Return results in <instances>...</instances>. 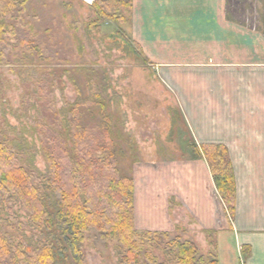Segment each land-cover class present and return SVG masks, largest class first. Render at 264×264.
Here are the masks:
<instances>
[{
  "label": "trees",
  "instance_id": "trees-1",
  "mask_svg": "<svg viewBox=\"0 0 264 264\" xmlns=\"http://www.w3.org/2000/svg\"><path fill=\"white\" fill-rule=\"evenodd\" d=\"M26 2L0 0V65H11V51L38 48L21 30ZM93 6L97 17L89 26L99 27L102 19L125 22L116 0H94ZM51 75L30 92L35 101L28 125L18 131L0 121V264H88L83 242L90 230L102 241H117L119 264H218L215 255L204 258L193 241L178 234L135 227L133 178L120 166L121 129L112 104L89 80L85 96L77 87L76 99L63 100L57 110L52 97L63 86L62 74ZM189 150L207 162L231 227L235 179L227 148L190 139ZM38 154L45 159L43 170L35 164ZM28 229L36 231L29 237ZM155 250L164 252L162 263ZM241 253L247 256L249 247Z\"/></svg>",
  "mask_w": 264,
  "mask_h": 264
},
{
  "label": "crops",
  "instance_id": "crops-1",
  "mask_svg": "<svg viewBox=\"0 0 264 264\" xmlns=\"http://www.w3.org/2000/svg\"><path fill=\"white\" fill-rule=\"evenodd\" d=\"M229 7L225 0H132L129 28L193 142L227 148L231 227L207 162L190 151L134 165L133 218L140 230L181 227L196 244L213 235L218 264H231L225 250H236L240 264H264V34L231 17Z\"/></svg>",
  "mask_w": 264,
  "mask_h": 264
},
{
  "label": "rangeland",
  "instance_id": "rangeland-1",
  "mask_svg": "<svg viewBox=\"0 0 264 264\" xmlns=\"http://www.w3.org/2000/svg\"><path fill=\"white\" fill-rule=\"evenodd\" d=\"M116 1L125 22L102 19L96 28L89 26L97 17L94 0H27L21 30L34 38L38 48L11 51V65H0L3 91L0 121H6L17 130L22 124L28 125L27 116H34L30 107L35 101L30 92L43 86L45 80L51 81L54 72L62 74L63 80L62 88L55 89L52 97L57 110L63 100L76 99L77 87L85 96V86L90 80L105 102L112 104V116L121 129L120 166L124 173L132 176L137 162L188 156L191 138L173 94L131 36L132 0L128 7L127 0ZM225 1L230 3L227 13L231 17L264 34V0ZM35 164L42 170L45 168L41 154L37 155ZM20 212L22 220L27 222L26 214ZM34 231L28 229L25 233L30 237ZM183 233L180 227L171 235L187 239ZM85 237L83 248L88 264H119L117 241H102L94 230L85 233ZM209 238L205 245L193 242L204 258L212 255L217 258V251L211 250L213 235ZM154 253L159 262L166 259L163 251ZM223 253L227 263H241L236 250L233 254L231 250ZM220 263L225 264L222 260Z\"/></svg>",
  "mask_w": 264,
  "mask_h": 264
}]
</instances>
